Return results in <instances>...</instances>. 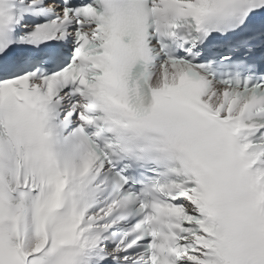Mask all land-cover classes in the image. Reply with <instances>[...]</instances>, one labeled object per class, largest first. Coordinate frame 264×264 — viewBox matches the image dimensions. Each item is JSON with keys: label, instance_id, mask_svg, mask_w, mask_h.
Masks as SVG:
<instances>
[{"label": "snow or ice", "instance_id": "snow-or-ice-1", "mask_svg": "<svg viewBox=\"0 0 264 264\" xmlns=\"http://www.w3.org/2000/svg\"><path fill=\"white\" fill-rule=\"evenodd\" d=\"M0 264H264V0H0Z\"/></svg>", "mask_w": 264, "mask_h": 264}]
</instances>
